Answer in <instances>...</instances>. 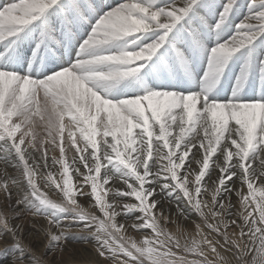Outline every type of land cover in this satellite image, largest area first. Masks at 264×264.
<instances>
[{"label": "snow or ice", "instance_id": "obj_1", "mask_svg": "<svg viewBox=\"0 0 264 264\" xmlns=\"http://www.w3.org/2000/svg\"><path fill=\"white\" fill-rule=\"evenodd\" d=\"M238 7V0L0 3V196L27 187L17 203L47 220L45 249L68 237L71 228L53 219L68 213L96 241L85 264H264V59L246 60L236 77L234 95L255 77L251 102L207 95L232 56L264 36V0H249V12L219 41ZM24 43L34 45L31 56L20 51ZM198 56L207 61L203 87L182 90L176 74L190 75ZM141 73L161 81L153 88L175 90H116ZM57 150L51 161L60 171L41 184L38 161L48 168ZM53 187L59 203L45 194ZM77 197L89 199L91 212ZM158 197L200 222L170 232ZM14 215L0 206V257L10 250V264H45ZM129 227L145 238L127 237Z\"/></svg>", "mask_w": 264, "mask_h": 264}, {"label": "bare ground", "instance_id": "obj_2", "mask_svg": "<svg viewBox=\"0 0 264 264\" xmlns=\"http://www.w3.org/2000/svg\"><path fill=\"white\" fill-rule=\"evenodd\" d=\"M2 2V0H0ZM6 0L4 1V3ZM162 2H169V0H162ZM239 4V7L234 10L233 15L230 17L231 26H226L219 37V41L223 42L232 35V26H234L237 21L240 23L241 20L244 18L245 14L249 12V8H241L243 5ZM238 24V23H237ZM216 40V37L210 38L207 43L206 47L211 48L214 46V42ZM30 43H24L21 46L20 51L24 52L27 46H29ZM155 59V58H154ZM258 59H264V36H261L257 38L253 44L248 49H242L240 52L235 53L232 58L228 61L227 65L224 68L223 74L220 76L218 83L215 84L214 87L211 88V90L207 93L209 97H215L218 101L224 102L227 101L230 97L233 99L239 98L244 102H251L253 98L257 96V85L255 81V77L251 76L250 79L246 81L244 87L240 89L238 92L234 95V89H235V83H236V77L240 74L242 65L247 60L250 64L253 62L258 61ZM206 58L203 56H198L196 60L189 65L188 72L190 75L185 74L182 70L179 71L176 74L175 80H179L182 82V90H191V91H200L203 87V83L201 81V77L203 76L204 72V66L206 64ZM164 76L170 80V82L175 83V80H173L172 77L168 75L167 72H164ZM139 77L140 74H138L137 78V85L139 83ZM142 80L140 81L141 88H139V91H143L145 87L153 89V90H175V89H164V88H153V82L159 84L161 83L160 80H156L155 78H150L147 76H143L141 73ZM127 82V81H126ZM125 82V84H126ZM219 86V87H218ZM127 90V89H126ZM132 92V89H129V92H123V93H130ZM193 151H197L196 149H193ZM217 176V173L215 171L212 172V178L215 179ZM52 191V190H50ZM54 191V190H53ZM27 192L26 188H20L14 186L11 190V198L5 199L4 202H7V207H10L16 214L23 215L24 213H27V211H30V207H27L26 205H21L17 203V200L24 197L25 193ZM55 193V192H54ZM53 194V193H52ZM55 194H53L54 196ZM60 197H58L59 199ZM81 198V197H80ZM52 199H54L52 197ZM86 199V198H85ZM88 200V198H87ZM158 200H160V204L157 205L159 208L157 210V215H160L161 212L163 213L164 217L169 218V223L171 227L167 228L170 232L175 233L177 229V224L179 223L180 228L187 232H191L194 228L196 218L193 216L192 213H189V219L185 220L183 217H179L176 212V205L174 203H169L167 200L161 199L158 197ZM54 201V200H53ZM93 206V205H92ZM85 210H92L90 208H85ZM95 214H99L98 210H95ZM235 217H232V219ZM121 223L124 222L123 217L117 218ZM164 219V218H163ZM134 221V218L132 219ZM61 223L64 226L68 227L72 222V219L67 220H61ZM81 224V223H80ZM128 224H130V221H128ZM165 224V221L163 225ZM83 225V224H82ZM62 227V228H63ZM83 227V226H82ZM47 229V228H46ZM130 229V227H129ZM129 233H126L127 237H130L132 239L142 240L145 237L143 235L133 234L129 230ZM48 230V229H47ZM35 229L31 228H24L23 236L26 243H30L33 247H37L40 249L39 253L45 252V249H42L45 247V244L42 243L40 239H36L32 233L37 232ZM83 235V236H81ZM80 234H76L75 236H70L71 239L67 240V247L70 248L73 252H75L72 257L73 259H69L66 264H85V261H88L93 258L94 256V250L96 248V241L93 239L91 235H89V232H82ZM88 240L90 243H88ZM47 242V240H46ZM69 251V250H68ZM68 253V252H67ZM72 255V256H73ZM12 259V253L9 250L8 254L6 256L0 257V264H10V261ZM48 264V263H47Z\"/></svg>", "mask_w": 264, "mask_h": 264}, {"label": "rangeland", "instance_id": "obj_3", "mask_svg": "<svg viewBox=\"0 0 264 264\" xmlns=\"http://www.w3.org/2000/svg\"><path fill=\"white\" fill-rule=\"evenodd\" d=\"M4 1L5 0H2V2H0V3H4ZM112 2L116 3V2H118V0H112ZM238 2L240 4H242V5L244 4L241 8L248 7L249 0H238ZM237 23H239V22L237 21ZM33 47H34V45L30 43V45L27 46V48L25 49L26 51H24V52L21 51L22 54L25 55V56H31ZM137 78H138V75L136 77L129 78V79L125 80V81H122L121 84L117 86L116 90L119 91V92H126V91L129 92V89H132V92L126 93V94H132L135 91H139L140 90L139 88H141L140 81L142 80L141 74H140V77H139L138 85H137V81H136ZM125 82H126V84H125ZM181 84H182V82H181ZM52 155H56L57 158H58V156H59L58 150L55 151V152H50L49 153L48 168H44L43 167V161H38L39 168H38V176H37V178H38V180L40 181L41 184H43V182H44L43 179H42V176L45 175L48 171H52L54 173H58L60 171L58 165H53L52 164V161H51ZM70 160H71V154H69V161ZM17 186L20 187V188H26V190L28 191L27 187L23 183H21V184H19ZM117 186H119L118 182H117ZM50 190H52V191H50ZM237 190H240L238 182H237ZM44 191H45V194L49 197V199H52V197L54 198V199H52V200H54L53 202H58V203L61 202L60 198L58 199V197H60L61 194L54 187L50 188V189H44ZM245 191H246V189H245ZM52 193L55 194V195L53 196ZM204 198L208 199V196H205ZM77 199H78V203L81 205V207L93 209L92 203L89 202V199L87 200V198L85 199L83 197H81V198L77 197ZM231 200H232V203L235 205V207L233 208V212H236L239 209V204H238L237 198L235 196V193H233V195L231 197ZM4 201H5V198L3 196H0V206L7 207L8 204H6L7 202H4ZM23 205H25V204H23ZM7 208H9L11 211H13L10 207H7ZM33 210L34 209L30 207V211H27V213H24L22 216L13 212L15 215H14V217H13L11 222H12V224L14 226L15 225H22L23 229L24 228L25 229L26 228L27 229L31 228V229H35V231L38 230L37 232H34V234L32 233V235L36 239H40L42 241V243H44L46 245L48 243V240H47V237H46V232H47V229L49 227L48 223H47V220L44 219L43 217H40V218L34 217L33 214H32ZM41 211H42V214L49 215L54 210H41ZM193 216L196 218L195 222L199 223L200 222V218L198 216L194 215V214H193ZM53 219L55 221H57V222H60V224H61L62 223L61 220L63 221V220L71 219V214H68V213H56L53 216ZM160 219H161L160 223L163 225V223H164L163 217H161ZM231 219H232V217H229V220H231ZM128 221H130V224H132L134 222L130 218H129ZM169 222L166 224L167 228L171 227V225H172V224L170 225ZM62 224H61V227H63ZM176 224L179 225V223H176ZM66 226H64L63 228L64 229L71 228V230L66 233V235L68 237L65 240H61L59 242L58 246H53L52 248H48V249H45V247L42 248V249H45L44 256L42 257V259L45 261V264H47V263L48 264H66V262H68L69 259H73L72 257H74L73 254L75 252H73L72 250H70V248H68L66 246L67 245V240L71 239L70 238L71 235L72 236H75L76 234H80L81 235L82 231H79L78 228H81L83 225H82V223L81 224L80 223H72V224L70 223L68 227H66ZM52 230L56 234L60 233V229L53 228ZM129 230H131V228ZM131 232L133 234H136L135 231H131ZM127 233H129V231ZM23 234L24 233H22V235ZM81 236H83V235H81ZM46 240H47V242H46ZM88 243H90L89 240H88ZM33 248H35L37 250V253H36L37 255L41 254V253H39V251H40L39 248H37V247H33Z\"/></svg>", "mask_w": 264, "mask_h": 264}, {"label": "clouds", "instance_id": "obj_4", "mask_svg": "<svg viewBox=\"0 0 264 264\" xmlns=\"http://www.w3.org/2000/svg\"><path fill=\"white\" fill-rule=\"evenodd\" d=\"M209 211H210V209H209ZM89 212H91V210H89ZM89 235H92V233H89ZM114 235L120 236L122 239L125 240V242H127V239H128V238L125 237L123 233L115 232ZM100 239H104V236H101ZM209 247H211L210 244H209ZM206 255H207V254H206ZM113 264H122V262H119V261H113ZM205 264H217V262L214 261V260H213V261H209V260L206 259ZM225 264H226V262H225Z\"/></svg>", "mask_w": 264, "mask_h": 264}]
</instances>
